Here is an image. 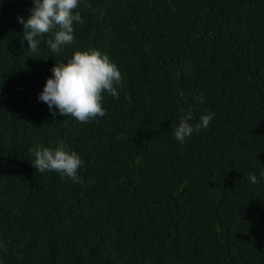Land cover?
<instances>
[{
    "label": "trees",
    "instance_id": "trees-1",
    "mask_svg": "<svg viewBox=\"0 0 264 264\" xmlns=\"http://www.w3.org/2000/svg\"><path fill=\"white\" fill-rule=\"evenodd\" d=\"M31 7L0 0V264H264V179H247L264 173V0H81L59 55L47 35L27 49ZM90 49L118 66L119 97L89 122L53 117L50 69ZM189 110L215 116L180 144ZM58 143L83 183L32 165Z\"/></svg>",
    "mask_w": 264,
    "mask_h": 264
},
{
    "label": "clouds",
    "instance_id": "clouds-1",
    "mask_svg": "<svg viewBox=\"0 0 264 264\" xmlns=\"http://www.w3.org/2000/svg\"><path fill=\"white\" fill-rule=\"evenodd\" d=\"M31 2L29 15L26 18L17 16V22L23 27L22 40L27 41V49L38 52L41 39L47 35L45 43L50 53L61 54L66 45L74 43L75 25L84 23L78 10L81 0ZM50 71L52 75L46 79L37 99L47 105L53 117L59 114L81 123L89 122L106 114L107 109L103 106L105 93L113 98L119 97L121 71L106 53L98 49L77 50L66 62L56 60ZM179 95L183 96L184 93L181 91ZM193 99L198 104L205 102L202 95L194 96ZM214 116V112L205 111L199 121L193 124L190 123L193 112L187 111L173 130L175 140L183 144L194 132L207 129ZM29 151L33 156L31 163L38 172L55 171L73 183H83L79 175L82 158L67 145L58 143L53 148L38 144ZM247 179L252 184H259L264 179V173L259 177L249 173ZM5 247L0 242V250Z\"/></svg>",
    "mask_w": 264,
    "mask_h": 264
}]
</instances>
